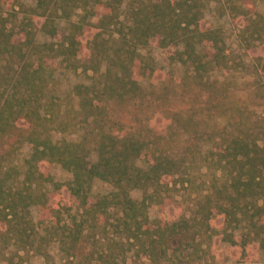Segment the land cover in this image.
I'll list each match as a JSON object with an SVG mask.
<instances>
[{"label":"trees","instance_id":"1","mask_svg":"<svg viewBox=\"0 0 264 264\" xmlns=\"http://www.w3.org/2000/svg\"><path fill=\"white\" fill-rule=\"evenodd\" d=\"M213 1L219 17L240 25L247 52L264 49V15L253 9L264 0H0V246L50 258L48 247L58 242L70 264L83 241L87 257L102 264L129 251L155 264L178 252L197 259L216 237L243 256L254 243L264 250V116L227 95L224 118L192 142L199 129L184 111L164 109L169 85L156 88L159 63L144 53L153 43L174 48L169 64L214 89L215 73L237 68L224 28L205 25ZM255 61V92L264 98V55ZM61 69L87 78L73 87L77 103L67 111L56 85ZM156 115L169 121L154 122ZM68 131L78 138L55 139ZM27 143L22 167L10 163ZM43 164L72 177L56 181ZM96 180L111 190L95 196ZM187 183L198 195L192 215L152 219L151 209L175 203Z\"/></svg>","mask_w":264,"mask_h":264},{"label":"rangeland","instance_id":"2","mask_svg":"<svg viewBox=\"0 0 264 264\" xmlns=\"http://www.w3.org/2000/svg\"><path fill=\"white\" fill-rule=\"evenodd\" d=\"M33 0H27L28 3H32ZM216 1L212 2L206 13L205 25H218L222 26L226 32L228 53L237 70H231L228 74L219 72L212 76V80L218 82L214 89L209 91V88L200 87L197 83L193 82L189 78L190 71L177 64H169L168 55L174 51V48L162 49L155 43L149 48L144 50V53L153 56L159 63L160 69L155 74L151 81L155 84L158 90L163 89L167 84L169 85L170 103L164 104V109L182 110L187 114L189 119V126L199 129L200 135L191 138L193 141H201L206 138L207 133L214 130L217 127V122L221 121L224 115L230 107L226 100L227 95L232 96L242 102H245L244 107H248L255 114V116H264V98H261L256 91L258 77L253 72V63L257 62L255 59L264 55V49L261 47H255L251 52H247L241 44L238 33L240 25L230 16L225 15L219 17L217 13ZM255 11H259L264 15V2L258 1L253 7ZM254 12V11H253ZM67 29L65 22H62V29L60 31L59 39H62ZM88 38L91 37V33H87ZM227 81V85L224 88L222 86L223 81ZM87 78L85 74L80 71H70L61 69L58 75L57 91L60 96V100L63 103V111H67L71 107V104L77 103V99L74 96L72 90L73 87L80 82H86ZM229 92L227 93V89ZM227 103H225V102ZM71 103V104H70ZM228 105V106H227ZM168 107V108H167ZM159 111H162L161 109ZM231 111H229L230 113ZM232 113V112H231ZM238 119V117H235ZM154 122L165 124L167 121L163 115H156ZM192 119V120H191ZM165 121V122H164ZM151 122V121H150ZM150 125L151 123L148 122ZM187 134L176 137V145L183 146ZM77 139L78 133L65 132L55 135V139ZM32 146L25 144L19 151L9 156V162L13 165L22 167V164L26 157L29 156ZM4 148L0 147V157H2ZM96 158V154H93ZM43 169H47L56 181L66 182L71 179L72 175L65 171L58 164H43ZM204 176L199 175L198 185L203 183ZM204 185V184H203ZM186 187L179 189L175 195V203L170 201L163 206H155L151 209V217L154 220L164 219L166 221L178 220L182 216L189 217L194 210V201L196 199L197 192L192 188ZM202 186V185H201ZM50 187V186H49ZM179 187V186H178ZM202 187L196 188L201 190ZM111 190V186L100 180H96L93 187V194L103 195ZM133 195L139 197L141 193L134 191ZM33 215L35 220L40 217V213L36 208L33 209ZM219 225V220L214 221ZM91 246L87 241H83L78 250L73 264H102L100 260H91L87 257ZM50 258L37 254L33 251L17 250L10 247L5 249L0 246V264H8V258L14 257L16 264H70V260L64 257V254L60 250L58 242L52 243L48 247ZM247 256L242 255V249L238 247H231L230 245L221 242L220 237L214 238L211 244L204 245V251L199 255L200 257L195 259L191 256H187L186 252L177 253V256L172 257V260L161 262L159 264H264V250L259 249L256 243L249 247ZM179 260V261H178ZM170 261H172L170 263ZM116 264H155L152 263L147 256L137 254L136 252L129 251L124 259L118 260Z\"/></svg>","mask_w":264,"mask_h":264}]
</instances>
